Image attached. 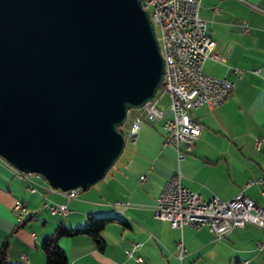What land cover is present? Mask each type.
<instances>
[{
    "label": "crops",
    "instance_id": "obj_1",
    "mask_svg": "<svg viewBox=\"0 0 264 264\" xmlns=\"http://www.w3.org/2000/svg\"><path fill=\"white\" fill-rule=\"evenodd\" d=\"M199 14L219 56L209 59L204 69L215 77L229 76L234 87L221 106L203 104L191 110L202 125L192 149L178 160L176 147L166 142L162 121L143 123L136 143L124 148L106 176L86 190L79 189L72 198L43 176H34V189L29 188L0 157V242L9 238L14 258L22 260L21 254L26 253L29 263L22 260L24 264H45L41 243L59 221L83 226L88 214L119 212L118 220L109 222L102 232L103 250L88 234L60 239L69 264H264V250L255 247L258 239H264V229L256 225L248 223L217 238L207 226L175 228L155 213L163 184L178 168L182 183L204 199H230L243 189L264 206L260 186L244 187L249 178L264 175V142L259 147L255 144L264 136V0H202ZM242 20L249 31L244 30ZM231 68L245 72L237 77L231 75ZM168 102L163 97L159 106L164 104L166 109ZM142 175L146 180H141ZM16 200L27 208L21 221L12 208ZM47 201L66 204L68 213L51 214L44 206ZM180 239L186 248L182 259L176 248ZM132 240L141 242L137 253L144 258L142 263L125 255Z\"/></svg>",
    "mask_w": 264,
    "mask_h": 264
},
{
    "label": "water",
    "instance_id": "obj_2",
    "mask_svg": "<svg viewBox=\"0 0 264 264\" xmlns=\"http://www.w3.org/2000/svg\"><path fill=\"white\" fill-rule=\"evenodd\" d=\"M164 58L142 0H0V156L62 191L122 155Z\"/></svg>",
    "mask_w": 264,
    "mask_h": 264
},
{
    "label": "built area",
    "instance_id": "obj_3",
    "mask_svg": "<svg viewBox=\"0 0 264 264\" xmlns=\"http://www.w3.org/2000/svg\"><path fill=\"white\" fill-rule=\"evenodd\" d=\"M201 1L142 0L143 7L154 25L164 58L163 82L154 97L143 105L128 110L122 125L125 141L135 144L143 123L155 125L162 121L166 142L174 144L178 160L184 157L185 151L192 149L202 131L201 123L191 115V110L203 104L211 108L221 106L234 87V82L229 76L215 77L204 69L209 59L218 60L219 56L215 52L216 42L207 30L206 21L199 14ZM241 24L246 32L249 31L246 20H242ZM171 53L179 54V64L171 63ZM230 71L231 75L237 77H241L245 72L240 68H231ZM252 71L256 73L258 69ZM166 94L169 96V102L167 108L163 109L159 103ZM262 142L263 135L256 139L255 144L259 147ZM2 160L9 164L5 159ZM13 168L16 175L26 181L31 189H34V176H42ZM146 178V175L141 176V180ZM253 185L260 186L264 192V175L249 178L244 187ZM78 190L70 189L65 193L72 198L77 196ZM116 203L124 205L123 202ZM44 206L53 215L68 213L66 204L47 201ZM12 208L21 221L27 210L24 203L16 200ZM155 213L158 218L168 220L175 228H182L184 225L193 228L207 226L217 238H223L233 228H243L248 223L264 229V206L259 205L243 189L230 199L219 196L204 199L200 193L182 183L179 168L177 173L163 184L156 200ZM140 247V241L132 240L125 249L126 257L135 262H144V258L137 253ZM255 247L257 251L262 252L264 239H258ZM176 248L179 258L182 259L186 252L182 239L176 242ZM21 258L25 263H29L26 253L21 254Z\"/></svg>",
    "mask_w": 264,
    "mask_h": 264
},
{
    "label": "trees",
    "instance_id": "obj_4",
    "mask_svg": "<svg viewBox=\"0 0 264 264\" xmlns=\"http://www.w3.org/2000/svg\"><path fill=\"white\" fill-rule=\"evenodd\" d=\"M119 216L118 213L114 216L88 214L86 223L76 227L66 225L63 220L59 221L54 231L47 235L41 243V249L45 254V264H69L66 251L60 245V239L64 236L88 234L98 249L103 250L106 240L102 232L109 222L118 220ZM21 225L22 223L18 224L15 229ZM0 264H24L20 258H14L8 237L0 242Z\"/></svg>",
    "mask_w": 264,
    "mask_h": 264
},
{
    "label": "bare ground",
    "instance_id": "obj_5",
    "mask_svg": "<svg viewBox=\"0 0 264 264\" xmlns=\"http://www.w3.org/2000/svg\"><path fill=\"white\" fill-rule=\"evenodd\" d=\"M171 63L172 64H179V54L178 53H171Z\"/></svg>",
    "mask_w": 264,
    "mask_h": 264
},
{
    "label": "rangeland",
    "instance_id": "obj_6",
    "mask_svg": "<svg viewBox=\"0 0 264 264\" xmlns=\"http://www.w3.org/2000/svg\"><path fill=\"white\" fill-rule=\"evenodd\" d=\"M169 99V97H168V95L166 94L165 96H164V100H168ZM160 107H162V108H164L165 107V105L163 104H160ZM131 143L129 142V141H127L126 142V144H125V149L126 148H128V146L130 145ZM81 190V189H80ZM81 192V191H80ZM43 213V212H42Z\"/></svg>",
    "mask_w": 264,
    "mask_h": 264
}]
</instances>
